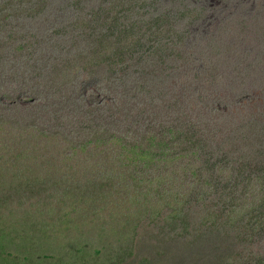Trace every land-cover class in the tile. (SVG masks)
Listing matches in <instances>:
<instances>
[{
	"label": "trees",
	"instance_id": "obj_1",
	"mask_svg": "<svg viewBox=\"0 0 264 264\" xmlns=\"http://www.w3.org/2000/svg\"><path fill=\"white\" fill-rule=\"evenodd\" d=\"M68 1L80 7L81 0ZM47 2L0 0V22L2 16L4 19L17 20L12 24V32L0 38V93L3 97L0 98V151L7 157L3 158L6 163L0 160V264H165V261L174 264H264V252H254L256 241L264 236L263 157L262 160L261 156L256 158L255 151L248 153L249 156L243 155L241 149H235L230 156H219L222 151H228L225 146H217L212 131L206 134L203 129L190 127L177 117L166 121L165 115L154 112V117H163L147 125L134 139L129 137L133 141L129 144L130 148L115 143V156L123 159L130 152L128 163L121 172L111 176L114 170H107L100 164L99 158L108 155L107 146L105 153L95 152L91 157L96 160L97 171L94 173L89 175L95 167L89 162L80 171H72L73 180L66 188H63V179L60 183H51L49 167L56 175L63 177L61 172L53 170L56 164L51 156L57 151L52 154L50 149L51 144L56 142L55 136L33 124L35 117L27 121L19 115L33 106L34 99L47 97L36 87L23 89L19 95L11 92L7 94L10 86H14L11 76L1 64L9 60L5 56L7 53L12 54L10 57L14 58L15 66L19 59L27 58L13 77L18 84H28L44 75L42 66L31 63L37 60L36 49L30 53V39L24 40V37L32 30L33 21L47 13ZM102 2L112 3L110 0ZM133 12L139 13V10L126 2L124 9L108 21L111 22L109 25L107 18L93 12V8L82 7L78 13L79 20L64 29L78 38L87 39L88 45L95 50L99 43L94 44L97 40L95 33L90 30L92 24H117L113 26L115 28L124 16L130 18ZM137 22H142L141 18ZM81 28L87 33L83 34ZM4 32L7 30L2 29L0 35ZM101 35L102 32L98 31V36ZM34 36V45L40 44L43 36ZM122 37L121 40L115 38L110 44L113 55L98 60L100 65L110 61L108 78H114L116 83H119L116 75L120 72L117 67L124 65L131 53H141L145 44L152 58L162 51L166 55L164 37L157 40L142 39L138 33ZM128 42L135 44V47L126 49ZM50 46L62 47L59 41H54L53 36ZM153 64L154 71L161 67L158 62ZM98 76L99 71L84 76L83 86L94 90ZM144 89L148 90L146 86ZM67 96L72 97L71 94ZM73 97H76L75 94ZM166 98L168 96L164 101ZM82 100L83 96L80 97ZM152 104V111L156 110L157 104ZM64 109L63 106L61 112ZM143 114L146 115V112ZM172 120L175 121L169 123ZM28 135L38 138L33 143L26 137ZM224 142L232 144L228 140ZM251 142L257 150L258 142L256 147L254 140ZM64 151L73 153L77 149L74 145ZM259 153L264 156L262 151ZM62 157L69 158L70 163L78 159V156ZM37 158L48 170L41 173L32 170V167L24 169V163ZM84 158L88 161L91 159ZM259 160L262 161L259 169L250 170L252 161ZM236 171L249 176L243 178L235 174ZM233 174L238 178L235 185L238 187L222 188L219 184L226 185L225 178ZM25 175L28 176L26 179ZM8 178L12 181H8ZM128 178L134 179L133 186L124 183ZM241 180L245 182V188L240 187ZM50 186L60 189H51ZM122 189L127 199L131 196L130 202L120 201ZM107 191L112 197L106 196ZM48 193L60 194V197L55 200V196ZM114 204L116 214L111 208L106 209L108 215L99 214ZM74 216L79 218V223L93 218L92 226L74 236L69 231L66 238L57 233L55 236L49 234L59 231L62 221L68 223ZM89 230L91 235L84 236L83 233ZM77 239L82 240V245L77 243ZM146 242H154L160 248L151 255L147 250L142 253L140 248Z\"/></svg>",
	"mask_w": 264,
	"mask_h": 264
},
{
	"label": "rangeland",
	"instance_id": "obj_2",
	"mask_svg": "<svg viewBox=\"0 0 264 264\" xmlns=\"http://www.w3.org/2000/svg\"><path fill=\"white\" fill-rule=\"evenodd\" d=\"M15 1L19 3L20 0ZM35 1L38 3L39 0ZM102 1L81 0L80 7L93 8V12L106 17L107 22L124 9L126 2L137 7L139 13H130V18L124 16L115 28L113 26L117 24L109 26L111 22L107 26H96L93 23L90 30L96 36L97 42L94 44L99 43L97 49L93 50L87 39L78 38L64 29L79 20L78 13L81 8L68 0H48L47 13L33 21L32 30L24 37V40L30 39L29 52L36 49L37 60H32L31 63L42 66L44 75L28 84H18L13 77L27 58L19 59L15 66L14 58L10 57L12 54L7 53L5 56L9 60L1 62L16 89L10 86L7 94L11 92L19 95L23 89L36 87L47 97L34 99L33 106L26 109L25 114L21 111L19 115L27 121L35 117L33 124L49 131L52 137L55 136L56 142L51 144L50 149L52 154L57 151L51 156L56 164L53 170L61 172L63 177L56 175L49 167L51 183H60L63 179V188H66L73 180L72 171H80L89 162L95 165L89 175L94 173L97 171L96 160L91 157L95 152L105 153L107 146L108 155L99 158L100 164L107 170H114L111 176L121 172L128 163L127 156H130V152L120 159L121 157L113 153L114 144L118 142L120 146L130 148L129 144L133 142L131 139L164 115L166 121L177 117L190 127L203 129L206 134L212 131L216 136L217 146H225L228 151H222L219 156H230L235 149H241L243 155L249 156L250 152L255 151L256 158L261 156L260 159H264L259 153V149L264 153V0H110L111 5ZM2 17L0 32L2 29L7 32L2 33L0 38L8 36L12 32V24L17 22ZM140 18L142 22H137ZM133 23L135 24L132 26ZM80 31L87 33L83 28ZM98 31L102 32L101 36H98ZM132 33L140 34L142 39L157 40L164 37L166 55L162 51L152 58L145 44L141 53H131L125 64L117 67L120 72L116 75L119 83H116L114 78H108L110 61L100 65L98 60L114 54L110 44L115 38L121 40L122 36ZM32 34L43 36L40 44L34 45L35 36ZM52 36L55 42H60L61 48L50 46ZM129 46L135 47V44L128 42L126 49ZM157 62L161 67L154 71L153 63ZM98 71L100 76L94 90L85 88L84 76L97 74ZM48 91L49 94H46ZM67 94L72 97L69 98ZM74 94L76 97L80 96L74 98ZM166 96L168 98L164 101ZM0 98H3L1 93ZM7 101L6 99L5 102ZM152 103L157 104L156 110L152 111ZM63 106L65 109L61 112ZM154 112H161L163 116L154 117ZM173 121L175 120L169 123ZM252 130L254 133L251 134ZM117 134L120 136H114ZM26 137L33 143L38 138L35 135ZM225 140L232 144H225ZM251 140H254L255 147L256 141L258 142L257 151ZM74 145L77 152L64 151ZM62 156H78V159L70 163L69 158ZM84 157L91 159L88 161ZM3 158L7 157L0 151V160L6 163ZM35 161H28L22 166L24 169L32 167V170L41 173L48 170V167L42 166L39 158ZM260 163V160L252 161L250 170H258ZM235 174L243 178L249 176L239 171ZM53 175L56 176L52 177ZM27 177L25 175L24 179ZM237 179L236 175H229L228 179L225 178L226 185H219L227 189L237 188ZM8 181L12 179L8 178ZM241 181L240 187L245 188V182ZM124 183L133 186L134 179L128 178ZM50 188L60 189L52 186ZM48 194L55 196V200L60 197V194ZM106 196L112 197L110 191L106 192ZM119 199L130 202L131 196L127 199L122 189ZM51 202L54 203L53 200ZM115 204L104 208L99 214L108 215L107 208H111L113 214H116ZM78 219L74 216L71 223L62 221L59 231L49 234L55 236L57 233L66 238L69 231L74 236L92 226L93 218L85 223H79ZM83 235H91V230L85 231ZM256 242L254 252H264V236ZM77 243L82 245V240L77 239ZM159 248L160 245L154 242H146L140 252L147 250L151 255ZM165 264L174 263L165 261Z\"/></svg>",
	"mask_w": 264,
	"mask_h": 264
},
{
	"label": "clouds",
	"instance_id": "obj_3",
	"mask_svg": "<svg viewBox=\"0 0 264 264\" xmlns=\"http://www.w3.org/2000/svg\"><path fill=\"white\" fill-rule=\"evenodd\" d=\"M257 150H258V149H257ZM257 150H256V151H257ZM259 151H261V150L259 149Z\"/></svg>",
	"mask_w": 264,
	"mask_h": 264
}]
</instances>
